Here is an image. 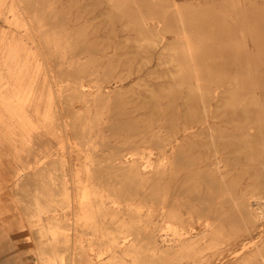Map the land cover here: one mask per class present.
Segmentation results:
<instances>
[{
  "label": "rangeland",
  "instance_id": "1",
  "mask_svg": "<svg viewBox=\"0 0 264 264\" xmlns=\"http://www.w3.org/2000/svg\"><path fill=\"white\" fill-rule=\"evenodd\" d=\"M192 1L215 6L232 0ZM239 1L236 7L243 5ZM113 2L117 16L111 18L99 15L95 0H0V264H260L264 213L259 219L242 218L232 207L234 219L222 217L241 192L264 195V175L249 166L264 157V132L244 164L231 158L222 173L198 167L199 159L214 150L210 131L185 140L181 150L194 163L182 172L190 178L172 207L197 230V222L216 225L195 243L159 251L150 247L152 221H162L157 216L162 190L144 167L160 161L153 139L158 126L166 125L163 133L168 128L167 96L154 80L166 69L160 68L162 60L178 65L179 74L202 76L205 65L196 60L200 45L192 33L184 41L172 40L181 30L179 16L171 28L155 13L123 26L125 13L135 5ZM234 9L228 5L209 14L226 24L224 34L234 31L224 50L236 49L248 60L245 92L225 98L221 108L243 103L256 109L264 106V89L255 88L264 70V43L252 41L249 23ZM181 13L184 19L189 14ZM195 18L202 22L206 16ZM146 26L153 33L136 35ZM231 70L230 78L238 81L237 69ZM176 128L169 125V136L160 141ZM88 167L92 192L89 208L81 213L77 199ZM210 207L218 209L211 216ZM121 238L128 243L123 246Z\"/></svg>",
  "mask_w": 264,
  "mask_h": 264
},
{
  "label": "bare ground",
  "instance_id": "2",
  "mask_svg": "<svg viewBox=\"0 0 264 264\" xmlns=\"http://www.w3.org/2000/svg\"><path fill=\"white\" fill-rule=\"evenodd\" d=\"M113 1L95 0L99 15L111 18L117 16L116 11L113 10L115 7ZM155 2L158 5H155ZM239 3V0H232L231 2L220 1L215 6H203L196 4L192 0L190 2L186 0H132L131 6L135 5V10L129 9L125 13L124 21L121 22V25L124 26L127 23L137 21L140 17L145 16L146 13H155L163 15L167 27L171 28L175 23L174 19L179 16L178 26L181 30L176 33L177 35L172 40L184 41L185 38L193 35V41L200 45L196 60L205 65V73L202 76L195 73L179 74L178 65L165 64L162 60L160 68L166 66V69L159 76L160 80H154V86L167 96L165 103L167 111L164 117L168 123L167 127L169 128V125L176 123L177 128L175 133L170 135L172 137L167 138L168 140L165 142L160 140L161 137L169 136L168 128L165 133L163 131L166 125H160L156 128L158 134L154 135L153 141L154 146L157 147L160 161L158 164H153V167H144L145 174L152 176L154 185L158 186V191L162 190V197L159 199L162 206L158 207L159 215H157L162 217V221L160 223L152 221L153 227L150 232V235H152L150 247L153 251L168 248L174 249L187 241H191L190 244L195 243L196 238L207 232H212L216 225V223L212 222L203 223V225L201 222H197L200 228L197 230L196 224L184 221L183 212L180 209L175 211V208L172 207L174 197L182 194L186 187L185 183L190 178L189 173L183 175L182 172H184L186 167L194 163L193 159L181 150V145L185 140L194 135L210 131L208 138L214 144V150L199 159L198 162L201 165L198 167H206L222 173L223 164H227L231 158L237 159L238 163L240 161L241 164H244L246 157L249 156L250 147H253L251 145L258 142L261 133L264 132V106L250 109L241 103L237 106L221 108L222 100L227 99L230 95L241 96L245 92L247 82L245 83L244 68L248 64V60L242 59L240 57L242 54L236 49L231 52L224 50L228 49L231 46V42L235 39L234 31L231 30L230 34H224L222 28L226 24L218 18L210 17L209 14L215 8H226L228 5L232 9L234 7L238 18L244 19L249 23L248 29L251 30L249 32L252 41L264 43V0H243L241 2L243 5L236 7ZM167 5H172L173 7L167 8ZM141 7H144V9L141 10ZM184 11L190 14L186 16L187 18L185 17L186 19L181 13ZM197 13H201L206 18L202 22H198L195 18ZM152 29V26L138 27L136 35H142L145 32L153 33ZM200 35L204 39L198 41ZM153 42L154 44H159L161 40L159 42L155 37ZM165 44L166 42H163L159 46L164 47ZM261 47L264 48V46ZM233 67L239 73L240 79L238 81L230 78L229 73H231ZM258 81L259 84L255 88L264 89V70L262 69L259 73ZM158 113L163 114V110L161 108L158 109ZM255 118L257 120L260 118L261 121L256 122ZM79 145L77 146L78 149L86 157L87 149L85 150V147L83 148L81 144ZM169 149H171L170 153H168ZM165 157L166 159L163 160ZM234 165H236L235 162ZM249 166L255 168L259 176L264 175L262 169L264 167V157H259L254 162H250ZM91 179V170L88 167V172L84 179L83 194H79L81 197L77 199L78 211L80 210L81 213H85L86 209L89 208V197L92 192L89 187ZM214 189L215 192H218L220 185L215 184ZM252 196L255 198L250 199ZM263 198L264 195L259 193L251 192L247 194L241 192L239 200L234 205L226 208V213L222 217L223 221L231 222L234 219L235 212L230 213L232 207L238 209L242 218H261L264 213ZM199 199L204 201L206 195H200ZM151 208L153 210L150 209V213L154 217L156 207L152 204ZM216 211H218L216 207L208 208L210 216ZM80 212L76 216L77 219L81 218ZM208 217L209 214L207 215ZM151 237L149 238L151 239ZM119 242L124 243L122 244L124 246L128 243V240L121 238ZM98 255L101 254L97 253ZM261 255L260 264H264V254L261 253Z\"/></svg>",
  "mask_w": 264,
  "mask_h": 264
}]
</instances>
